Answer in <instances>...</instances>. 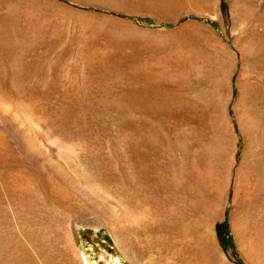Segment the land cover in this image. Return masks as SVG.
Returning <instances> with one entry per match:
<instances>
[{
    "label": "rangeland",
    "instance_id": "374dc122",
    "mask_svg": "<svg viewBox=\"0 0 264 264\" xmlns=\"http://www.w3.org/2000/svg\"><path fill=\"white\" fill-rule=\"evenodd\" d=\"M0 264H264V0H0Z\"/></svg>",
    "mask_w": 264,
    "mask_h": 264
},
{
    "label": "trees",
    "instance_id": "16d2710c",
    "mask_svg": "<svg viewBox=\"0 0 264 264\" xmlns=\"http://www.w3.org/2000/svg\"><path fill=\"white\" fill-rule=\"evenodd\" d=\"M217 235L224 248L227 249V247L232 246V239L229 236L227 222L217 227Z\"/></svg>",
    "mask_w": 264,
    "mask_h": 264
}]
</instances>
